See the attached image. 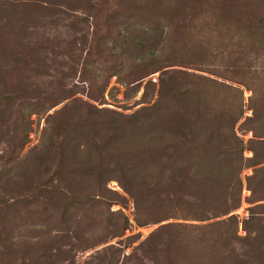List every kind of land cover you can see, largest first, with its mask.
I'll list each match as a JSON object with an SVG mask.
<instances>
[{
	"label": "trees",
	"instance_id": "16d2710c",
	"mask_svg": "<svg viewBox=\"0 0 264 264\" xmlns=\"http://www.w3.org/2000/svg\"><path fill=\"white\" fill-rule=\"evenodd\" d=\"M167 3L168 9H162L166 6L158 0H127L135 10L146 8L157 15L153 19L141 14L152 24L148 31L155 33L150 37L154 39L151 49L140 53L136 44L127 42L118 53L123 60L119 67H107L111 73L105 77L95 75L104 79L103 85L109 76H116L133 86L162 70L151 106L124 121L97 116L102 128L116 134L100 138L105 143L99 149L89 148L95 136L89 135L92 117L114 113L76 107L46 117L39 156L29 158L18 171L12 168L14 187L8 189L12 202L7 210L12 209L14 216L7 223L9 231L0 219L1 228L6 226L4 238L0 237V264H74L76 253L122 236L130 223L109 211L114 201V194L105 188L109 180L122 181L132 199L136 226L160 224L140 247L149 264H190L188 259L197 252L214 256L210 264H264V238L259 243L256 238L264 235V13L258 18L232 15L233 26L216 20L212 42L203 41L204 30L196 40L186 42L189 31L183 30L191 22L186 6L180 1ZM172 66L193 67L201 73L212 67L217 71L210 78L172 70ZM84 68L80 71L84 81L99 82L91 80ZM98 84L101 95L103 85ZM237 85L250 93V116L241 124L242 132L251 133L246 144L234 130L243 116ZM154 87L148 81L141 98L147 101V88L152 94ZM245 149L251 153L248 158L243 156ZM245 168H252L245 177L246 201L251 206L241 221L245 236L240 238L237 218L231 213L239 206V175ZM41 169L49 172L47 180L35 185ZM64 184L66 189L61 187ZM3 207L6 202L0 212ZM169 220L184 222L161 224ZM195 234L200 238L191 244L188 240ZM240 242L248 248L250 259L241 260L235 252L233 243ZM170 252L183 258L172 259ZM162 254L164 260H160ZM111 258L96 256L94 264H110Z\"/></svg>",
	"mask_w": 264,
	"mask_h": 264
},
{
	"label": "rangeland",
	"instance_id": "374dc122",
	"mask_svg": "<svg viewBox=\"0 0 264 264\" xmlns=\"http://www.w3.org/2000/svg\"><path fill=\"white\" fill-rule=\"evenodd\" d=\"M158 1L166 6H161L162 9H168V0ZM174 1H180L186 6L185 14L188 16L187 19H191L183 30L189 31L184 36L186 42L196 40V37L201 35V30L205 31L203 41L207 42L208 39L212 42L216 20L225 26H233L235 18L232 15L238 17L251 14L258 18L264 13V0H170L171 3ZM252 2L261 4L254 5ZM141 14L146 17L150 15L153 19L157 17L146 8L142 11L135 10L127 4V0H0V96L8 97V99L0 97L3 108L0 113L1 207L6 202V207L0 212V219L5 221L6 226L8 222L13 221L11 217L14 216L12 209L8 207L7 210V206L12 202L7 194L8 189L14 187L11 177L29 158L39 156L45 138L42 133L47 116L62 109L76 107L114 113H94L92 117L93 126L89 128V135L95 134L96 139L92 138L89 148L99 149L105 143V140L100 138L103 136L111 138L116 134L111 129L102 128L103 121L100 118L96 119L97 116L110 120L122 117L121 120L124 121L139 109L151 106L157 90V79L161 77L162 70L150 74L138 85L133 86L121 82L116 76H109L103 85L104 79L100 80L101 77L95 76L98 74L105 77L106 73H111L107 67H119L123 60L118 57V53L120 47L125 46L127 42L136 44L140 53L151 49L154 39L151 40L150 37H154L155 33L148 31L146 27L152 24L143 20ZM230 16L234 20L230 21ZM84 66V71L88 70L86 75H92L91 80L102 83L101 95L96 90H99L101 85L99 82L91 85L84 81V76L80 74L81 67ZM104 68L106 72H103ZM169 68L192 74H204L210 78L214 77L213 71H217L215 67L206 68L207 70H204L206 73H201L193 67ZM148 81L154 83L155 87L152 94L147 88L146 101L141 96ZM237 86L242 92L243 116L236 123L234 130L246 144L251 138V133L242 132L241 124L244 118L250 116L247 109V98L250 93L244 87ZM49 103L54 105L40 114L39 109L47 107ZM30 105L35 112L29 113ZM51 142L54 143L52 140ZM83 147L85 150L88 148L86 144ZM51 154L53 155V152ZM243 156L248 158L251 153L245 149ZM52 169L51 166L49 171ZM38 173L35 185L46 181L49 174L42 169ZM251 173L252 168L241 171L240 202L231 213L237 218L236 234L240 238L245 236L241 229V221L247 216V208L251 206L246 201L249 191L245 187V177ZM121 185L122 181L106 182L105 188L114 194L112 196L114 201L108 208L110 212H118L124 216L130 227L120 237L110 238L76 253L74 264H94L96 256H105L106 261L112 256L110 264H149L147 258L141 255L140 247L157 231L160 224L136 226L133 221L132 199ZM61 187L66 189L68 186L64 184ZM70 189L72 191V186ZM182 222L184 221L169 220L161 224ZM6 226L2 228L0 226L1 239L4 238ZM7 228L9 231V226ZM199 238L200 234L191 235L188 242L191 241L192 244ZM256 238L259 243L264 235H257ZM109 247L116 251H104ZM233 248L241 260L250 259L249 250L244 243H233ZM208 254L209 252L193 253L188 260L190 264H210L214 256ZM164 257L163 254L160 255V260H164ZM168 257L181 259L183 254L176 256L175 252H170Z\"/></svg>",
	"mask_w": 264,
	"mask_h": 264
}]
</instances>
